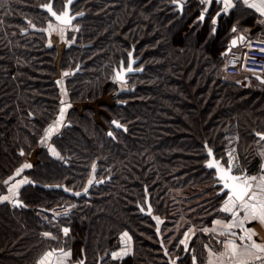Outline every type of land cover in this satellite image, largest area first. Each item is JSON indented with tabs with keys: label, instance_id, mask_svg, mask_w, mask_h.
Masks as SVG:
<instances>
[{
	"label": "trees",
	"instance_id": "obj_1",
	"mask_svg": "<svg viewBox=\"0 0 264 264\" xmlns=\"http://www.w3.org/2000/svg\"><path fill=\"white\" fill-rule=\"evenodd\" d=\"M66 1L0 0V194L59 104L55 49L31 26L48 19L45 5L60 12ZM235 1L223 11L212 0L205 11L201 0H72L71 12L81 16L75 44L64 54L65 67L79 66L67 82L71 100L112 94L113 68L133 49L141 71L112 95L113 103L102 104L103 120L110 116L123 128H106L90 110L72 109L70 125L53 139L62 159L41 149L24 171L50 186H23L25 207L0 202V264H35L48 249H71L84 264L191 263L189 249L207 238L201 229L225 197L205 165V145L221 166H229L221 155L240 160L241 168L232 162L233 172L264 166V139L257 135L264 133V90L220 78L233 32L256 21L244 0ZM92 169L105 181L85 189ZM185 187L201 198L185 205ZM68 204L65 214L54 215ZM189 228L195 232L181 244ZM124 230L133 253L112 259L109 251Z\"/></svg>",
	"mask_w": 264,
	"mask_h": 264
},
{
	"label": "crops",
	"instance_id": "obj_2",
	"mask_svg": "<svg viewBox=\"0 0 264 264\" xmlns=\"http://www.w3.org/2000/svg\"><path fill=\"white\" fill-rule=\"evenodd\" d=\"M212 1V0H211ZM221 2V10H224V3L223 0H216ZM211 3V2H210ZM210 3H204L205 8L209 7ZM231 3L233 5V7L236 4L235 0H231ZM245 7L249 8L251 11H253V13L256 16V21H255V25L252 26H245V27H239L237 30L239 31V33L234 36V38L232 39V41L230 42V44L228 45L227 49H226V53L227 50L230 49L231 47H235L237 45H239V41H238V36L239 35H245L246 38L251 37L255 34V32H257L258 30H262L264 29V13H261L259 11H257L254 8H250L248 7V4L241 2ZM248 3H260V0H250L248 1ZM232 7V8H233ZM231 9V8H229ZM229 9H227L226 11H228ZM236 30V31H237ZM244 36V37H245ZM49 41H51V38H49ZM233 41H236L235 45H233ZM243 42V41H242ZM59 55H61V53L59 52ZM251 79L254 80H258L255 75H250L248 76ZM260 81V80H259ZM59 89L61 88V84H58ZM61 92V106L58 110V112L56 113L55 117L52 119V121L45 127L44 132H43V137L41 139V144L47 146L50 151L52 148H54L52 146L51 143V139L53 137V135L61 129V122L63 119L64 114L67 112V110L74 105L68 97H66V95L62 94V89H60ZM63 110V111H62ZM57 121H59V123H57ZM54 129V131H52L51 133H48V129ZM54 151L56 153V149L54 148ZM33 152H29V154H25V157L23 158V163L21 165V167L19 169H27L29 167H24V165H32V163L34 162V155L32 154ZM18 169V170H19ZM264 166H262L260 168L259 171H257L256 173H247L248 176H256V177H260L262 175H264ZM17 170V171H18ZM17 171L14 174V177L11 178L7 187V192L3 195L0 196H12V194L10 193L9 189L12 187V185L14 184H20L19 188L24 184V183H20L21 181H27V178L25 176H21L20 174L22 173L19 172V174L17 175ZM17 189V193L18 190ZM228 197H224L219 205H218V215H216L215 217H213L209 223L203 227L202 233L205 234L207 236V238L201 243V246L198 248L195 247H191L189 249V254L192 256L191 258V263L190 264H233L238 262L239 259H248L251 258L247 253L244 252V245L249 244L250 242L247 240L241 241L239 239V236L243 235V232L241 230V228L239 227H233L232 229H230L229 231H224V225L231 223L232 222V214L231 213H226L224 211H222V207L225 203V201L227 200ZM244 213L241 210L240 211V216L241 218L243 217ZM220 221V224H217L216 222ZM245 227L247 228H252L255 230L256 235L253 236V240L256 241V243L262 244L264 245V226H262L259 222L253 221L252 223H246ZM213 229H215L213 231ZM207 230V231H205ZM195 232V229L193 228H189L184 235L182 236L181 240H184L186 243L191 239V237L193 236ZM234 232L236 233V236H232L230 233ZM124 233H127V236H124ZM130 237V239H129ZM228 240H235L236 243L238 245H240L239 248V252L241 253L240 257L238 258H234L231 257L230 253H228L226 251V243ZM133 249H134V243H133V238L130 235V233L128 231H123L120 233V237H119V245L113 249H111L109 251V255L112 259H121L124 258L128 255H131L133 253ZM188 249V248H186ZM123 252H127L126 255H119L114 257L113 253H123ZM47 253H52V255L48 256L46 255ZM65 253H70V255H64ZM256 255H264V253H255ZM71 249H63V250H59V251H52V250H46L42 255L39 256L38 260H37V264H41V261L43 260L44 264H72V260H71ZM193 258H195V261L193 260ZM171 264H178L176 259H171Z\"/></svg>",
	"mask_w": 264,
	"mask_h": 264
},
{
	"label": "snow or ice",
	"instance_id": "obj_3",
	"mask_svg": "<svg viewBox=\"0 0 264 264\" xmlns=\"http://www.w3.org/2000/svg\"><path fill=\"white\" fill-rule=\"evenodd\" d=\"M72 0H69V3H71ZM211 0H201V3H210ZM224 3V10L226 11L229 8H232L233 5L231 3V0H223ZM244 3L248 4V7L254 8L257 11L264 13V0H260V3H248V0H244ZM48 7L49 12H52L50 6ZM207 10V9H206ZM205 10V11H206ZM53 16H56L57 20H61L64 24H70L71 19L68 18V13L65 12L63 14V17L57 16L55 12H52ZM219 15V14H218ZM201 19H203V14L201 15ZM215 24V21H213ZM233 31H235V28H233ZM233 45H235L236 41L232 42ZM131 67H129L128 71H131ZM119 75V74H118ZM119 78L123 80V76L119 75ZM63 111V110H62ZM59 123V121H57ZM114 124L117 125V127H121V125L118 124V122L113 121ZM48 133H51L54 131V129L50 128L47 130ZM111 135V133H109ZM257 135L261 136V139H264V135L257 133ZM23 154V153H21ZM53 155H57L55 151H53ZM209 155H211V150H209ZM209 168L215 167L219 174V179L223 181V187L226 189H229V193L227 194V200L225 201L222 211L226 213L232 214V222L224 225V231H229L233 227H239L241 228L243 235L239 236V239L241 241L247 240L250 243L244 245V252L247 253L251 258H254L256 260L261 259L262 257L260 255H256L255 253H264V245L256 243L255 240H253V236L256 235L255 230L252 228L245 227L246 223H252L253 221L259 222L262 226H264V175L260 176L259 178L256 176H247L246 174L241 175H233V163H232V157L229 155V167L224 168L219 164V162L216 161H210L207 165ZM24 167H30V165H24ZM264 170V169H262ZM23 171L22 169H19L17 171V175L19 172ZM11 179V177L9 178ZM5 184L8 183V181L4 182ZM20 183H28V181H21ZM91 183V181H89ZM20 184H14L9 189L10 193L12 194V197H15L17 195V189L19 188ZM76 195H79V193H76ZM12 197L10 196H3L0 197V202L8 201ZM13 204L16 206H22V202L13 199ZM243 211L244 215L241 218L240 211ZM217 224H220V221L216 222ZM215 229H213L214 231ZM64 233L67 234L69 231L67 228H65ZM207 231V230H205ZM232 236H236V233L231 232ZM45 235H50L48 233H45ZM127 233H124V236H127ZM130 239V237H129ZM181 244H185L186 242L184 240L180 241ZM240 245L236 243L235 240H228L226 243V251L230 253L231 257L238 258L240 257L241 253L239 252ZM127 252L123 253H113V256H119V255H126ZM46 255L50 256L52 253H47ZM64 255H70V253H65ZM195 261V258H193ZM41 264H44L43 260L41 261ZM83 264V262H81ZM211 264V262H210ZM238 264H248L246 260L239 259Z\"/></svg>",
	"mask_w": 264,
	"mask_h": 264
},
{
	"label": "flooded vegetation",
	"instance_id": "obj_4",
	"mask_svg": "<svg viewBox=\"0 0 264 264\" xmlns=\"http://www.w3.org/2000/svg\"><path fill=\"white\" fill-rule=\"evenodd\" d=\"M182 4H183V3H182ZM45 6H50V7H51V5H49V4H47V5H45ZM45 6H44L43 8H44V10H45L46 13H47V17H48V19L44 21V23H43L42 26H33V25L31 26L32 29L35 28V30H42V31L44 32V34H45L44 44H45L46 47H48V48H52V47H53V48L55 49L54 66H55V68H56V73L53 75V80H54V82H55V84H56V87H57V90H58V94H59V96H58V102H59V104H58V106H57V109H56V111H55L53 117H52L51 120L45 125V127H46V126L52 121V119L55 117L56 113L58 112V110H59V108H60V106H61V100H62V99H61V92H60V89H59V86H58V84H61V83H59V82L57 83V80H56V76H57L58 73H59L58 69H60V70L64 73L63 76L61 77V80H63V82H62V83H63V93H64V95H66V97L69 98V100H70L74 105H72V106L67 110V112L64 114L63 119H62V122H61V129L58 130V131L53 135V137H52V139H51L52 146L57 150V151H56L57 155H53V152L51 153L50 149H49L47 146L41 144V139H42V137H43V132H44L45 127L43 128L42 134H41V136H40V138H39V141H38V144H37L36 147L38 148L37 153H38L41 149H45V150H47L48 154H49L51 157H53V158H55V159H62V156H61L60 152L58 151V149L55 147V145H54V143H53V139H54V137H55L56 135L60 134L61 131H62L65 127H67V126L70 125L69 112H70L72 109H75V110H77V111H80V113H81V112H84V111H86V110H90V109H88V108H86V107L80 109V107L78 106V104H79V103H82V101H72V100H71V98H70L71 89H70V88L68 87V85H67L68 80H70V79L73 77V75L79 71V66H78V65H77L75 68H72V67H70V66H66V67H65V65L63 64V63H64V54H65V50H66L69 46L75 44V35H74V36H73V35L71 36V33H68V36H71V38H66V39H65V42H67V43L65 44L64 47L61 46V42H62V40H61V42H60V40L56 38V36H55V26H54L55 24H59V23L56 22V21L50 16V14H49V12H48V10H47L48 7H45ZM206 9H207V8H205V10H206ZM51 10L54 11V12H57V11H55L52 7H51ZM63 10H64V8H63ZM63 10H62V11H63ZM62 11H60V12H62ZM60 12H57V13H60ZM70 14L72 15L73 13L70 11ZM52 22H54V23L52 24ZM74 23H75V21H74L72 24H69V25H63V26H70V25H73ZM59 25H62V24H59ZM74 29H78L77 26H76ZM49 38H51V41H49ZM132 49H133V48H132ZM60 50H61V51H60ZM133 51H134V49L131 50V51L128 53L126 63L123 62V61H120V63L118 64V66L113 68L112 78H113V81L115 82V89L113 90V93L110 94V96H112L113 94H114V96H117V94H118L119 92L127 90V89H128V78H130V76L136 74V73H135V74H128V75H126V77H125L126 80H125V81H118V80L115 79V78H116V76H115V75H116V73H115L116 70H120V67H121V66H122L123 68H125V67L128 66V64H129V62H130V59H131V58H130V55H129L130 53H132V59H136V60H137V62L134 63L133 67H134V68H138V67H139V65H137L138 62H139V58L133 55ZM59 52L61 53V57H59ZM56 63H58V64L56 65ZM76 68H77V71H76L75 73H71V71H72L73 69H76ZM64 71H67V73H65ZM118 74H122V72L118 71ZM120 84H124V85H126V88H124V89L120 88V87H119ZM114 96H112V97H114ZM112 100H113V99H112ZM108 104H109V103H108ZM90 111H92V110H90ZM100 112H101V114H100V116H99V120L96 118L95 111H94V113L91 112V114H92V116H93V119H94L97 123H100V124L104 125L106 128H107L108 125H110V126L116 128L115 126L112 125V121H117V120L110 118V116L107 117L108 120H107V122H105V124H104V120H103V117H102V116H103V114H105V110L102 108V104H101ZM105 115H106V114H105ZM118 122H119V121H118ZM37 153L35 154V156L37 155ZM26 154H29V153H26ZM24 155H25V154H24ZM24 155H23V158H24ZM23 158H22V162L20 163V165L14 170L13 174H11V175L6 179V181H10L11 179H9V178H10V177H11V178L14 177L15 172L21 167V165H22V163H23ZM36 159H37V158L35 157V160H34V162L32 163V165L35 163ZM32 165H31V167H32ZM31 167H29V168H31ZM29 168H27V169H29ZM27 169H24L20 175H21V176H25V177L27 178L28 183H24V184L19 188L18 193H17V195H16L15 197H12V196H11V197H12L11 199H9L8 201H5V202L9 203V204L11 205V207H17V208L25 207V204H24V202L22 201V199H21V197H20V190L22 189L23 186H25V185H27V184H31V185H34V186H40V187H44V188L50 186V185L40 184V183H38V182H36V181H34V180H31L30 177L24 175V171L27 170ZM93 170H94V169H92L91 172H90V175H89V177H88V181H87V184H86V188H85V189H87L88 187H90L92 184L98 186V185H100V184H103V182L105 181V179H103V182H102V183L96 184L95 182L98 181V180H100V179H102V178H98V177L95 175V171H93ZM92 174H94V175H92ZM106 180H109V179H106ZM89 181H91V183H89ZM8 184H9V182H8L7 184H5V191L2 192L0 195L5 194V193L7 192ZM13 199H15V200L17 199V200L21 201V202H22V206H16V205H14V204H13ZM146 206H147V202H146ZM54 215H55V214H54ZM55 216H56V215H55ZM48 250H51V249H48ZM52 251H55V250H52ZM37 260H38V259H37ZM35 264H37V261H36Z\"/></svg>",
	"mask_w": 264,
	"mask_h": 264
},
{
	"label": "rangeland",
	"instance_id": "obj_5",
	"mask_svg": "<svg viewBox=\"0 0 264 264\" xmlns=\"http://www.w3.org/2000/svg\"><path fill=\"white\" fill-rule=\"evenodd\" d=\"M54 22H52V24H53ZM253 25H255V24H253ZM55 26V36H56V38L57 39H59L60 40V42H61V40H62V42H61V46H65V44L67 43V42H65V39L66 38H71V36L73 35H75L76 34V30L77 29H74L75 27H76V24L74 23L73 25H70V26H63V25H59V24H55L54 25ZM68 33H71V36H68ZM188 33V32H187ZM190 33V32H189ZM239 33V31L237 30V31H235V32H233V34H235V35H237ZM234 35V36H235ZM245 35H239L237 38H238V41H239V43L238 44H241L242 43V41H244L245 40V38H246V36L244 37ZM61 51V50H60ZM59 57H61V55H59ZM58 63H56V65H57ZM223 66V65H222ZM58 71H59V73H58V75L56 76V80H57V83L59 82V83H61V88L60 89H62V94H64L63 93V80H61V77L63 76V72L60 70V69H58ZM65 73H67V71H64ZM249 76V74L248 73H245V74H242V75H240V76H238V77H232V76H227V75H225V74H223V69L221 68V73H220V78H221V81H223V82H226V83H229V84H234V85H239L240 87H243V88H247V89H252V90H258V91H260V90H264V81H259V80H254V79H251V78H249L248 77ZM119 87L120 88H122V89H124V88H126V85H124V84H120L119 85ZM113 97L112 96H110V93L109 94H104V95H102L101 97H99V98H97V99H95V100H90V101H88V102H82V103H79L78 104V106L80 107V109H82V108H84V107H86V108H88V109H90V110H92V111H90V112H93L94 113V111H95V114H96V118L99 120V116H100V114H101V112H100V109H101V104H106V103H109V104H111V103H113ZM104 124H105V121H104ZM263 147V149H264V146H262ZM37 150H38V148L37 147H34L32 150H30L29 152H33L32 154L34 155V158L36 157L35 156V154L37 153ZM54 151V148H52L51 149V153ZM28 152V153H29ZM24 157H25V155H24ZM219 159L223 162V163H225V162H229V156L228 157H226V156H219ZM237 158H235V159H232V162H241L240 160H236ZM35 160V159H34ZM239 163H236V167H239L240 166V164L238 165ZM239 168H241V167H239ZM94 171V170H93ZM92 175H94V174H92ZM213 186V185H212ZM191 187H189V188H187V187H185L184 188V193H182V195H183V203L185 204V205H189L192 201H194V200H197V198L199 197V198H201V195L200 196H196V195H194L195 194V191H194V194L191 196V195H189V194H187V193H192V191H191ZM192 190H194V188L192 189ZM208 192H210V190L208 189V191H207V193ZM211 192H213V189H211ZM178 193H180V191L178 190ZM173 194H174V192H173ZM3 195V194H2ZM0 197H2V196H0ZM206 203H209V200L208 201H206ZM73 204H68V205H66L65 207H63V208H59V209H56L55 210V212H54V214L56 215V216H59V215H63V214H65V212L68 210V208H70L71 206H72ZM157 220H158V223H161V221L163 220V218L161 217V218H157ZM125 231V230H124ZM123 232V231H122ZM44 253V252H43ZM42 253V254H43ZM92 259V258H91ZM71 260H72V264H79L80 262L78 261V260H76V261H74L73 259H72V256H71ZM94 260V259H93Z\"/></svg>",
	"mask_w": 264,
	"mask_h": 264
},
{
	"label": "built area",
	"instance_id": "obj_6",
	"mask_svg": "<svg viewBox=\"0 0 264 264\" xmlns=\"http://www.w3.org/2000/svg\"><path fill=\"white\" fill-rule=\"evenodd\" d=\"M222 69L223 74L227 76L238 77L248 73L264 80V29L258 30L241 44L228 49ZM246 175L248 176L247 173ZM260 256L262 258L259 260L254 258L243 260L248 264H264V255Z\"/></svg>",
	"mask_w": 264,
	"mask_h": 264
},
{
	"label": "water",
	"instance_id": "obj_7",
	"mask_svg": "<svg viewBox=\"0 0 264 264\" xmlns=\"http://www.w3.org/2000/svg\"><path fill=\"white\" fill-rule=\"evenodd\" d=\"M248 1H250V0H248ZM173 3V5H175L176 7H177V9L178 10H182V8H183V4L180 2V1H174V2H172ZM47 10H48V8H47ZM70 3H69V0H67L66 2H65V6H64V10L62 11V12H60V13H57V12H55L56 13V15L57 16H61V17H63V14L65 13V12H67L68 13V18H70L71 19V23L70 24H72L77 18H79L80 16H81V14H79V13H75V14H70ZM48 12H49V10H48ZM52 12H54V11H52ZM52 12H49V14H50V16L56 21V22H58L59 24H62V25H69V24H64V23H62L61 22V20H57L56 19V16H53L52 15ZM130 55V62H129V64H128V66L127 67H125V68H123L122 66L120 67V70H116V80H118V81H125L126 80V75H128V74H135V73H138V72H140L141 71V68H134L133 67V65H134V63H136L137 62V60L136 59H132V53H130L129 54ZM129 67H131V71H128V69H129ZM77 71V68L76 69H73L72 71H71V73H75ZM118 71H120V72H122V74H119V75H122L123 76V80H121L120 78H119V75H118ZM255 77L258 79V80H260L261 82L262 81H264L262 78H260L259 76H257V75H255ZM116 122H118V121H116ZM118 124L119 125H121L119 122H118ZM112 125L113 126H115L116 128H123V126L121 125V127H117V125L116 124H114L113 123V121H112ZM260 134H262V135H264V133H260ZM261 137V136H260ZM205 147H206V153L208 154V159L205 161V165H206V167L207 168H209L207 165H208V163L210 162V161H216L215 160V157H214V154H213V151H212V149H210L207 145H205ZM209 150H211V155H209ZM217 162V161H216ZM224 168H228V167H225V166H223ZM209 169H213L214 170V172H215V174H214V178L217 180L216 181V184L218 185V186H220V189H219V193L220 194H225V197H227V194L229 193V189H226V188H224L223 187V181H221L220 179H219V174H218V171H217V169L215 168V167H213V168H209ZM232 174L233 175H241V174H246L245 172H242V173H237V172H233L232 171ZM106 179H109V177H107ZM103 182V179H100V180H98V181H96L95 183L96 184H99V183H102ZM17 200V199H16ZM148 200V199H147ZM19 201V200H18ZM21 202V201H20ZM150 210V206H149V204H148V201H147V211H149ZM146 211V212H147ZM81 262H83V264H84V260H81L80 261V263L79 264H81ZM97 264H100V260H98V262H97Z\"/></svg>",
	"mask_w": 264,
	"mask_h": 264
}]
</instances>
